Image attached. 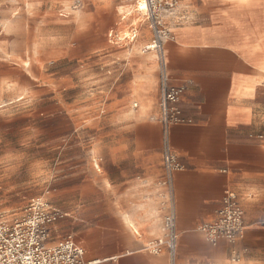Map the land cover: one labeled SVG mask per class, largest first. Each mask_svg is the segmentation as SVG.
Here are the masks:
<instances>
[{
    "label": "crops",
    "instance_id": "0c3cea01",
    "mask_svg": "<svg viewBox=\"0 0 264 264\" xmlns=\"http://www.w3.org/2000/svg\"><path fill=\"white\" fill-rule=\"evenodd\" d=\"M66 2L0 0V110L20 106L19 100L33 99L53 83L50 61L69 56L73 35H83L76 43L79 56H92L99 33H118L116 24L125 34L131 20H140L134 11L125 12L130 6L123 0H72L68 15L61 14ZM103 14L109 18L101 25ZM165 23L172 37L164 42L169 80L200 94L203 117L169 127L182 164L173 173L176 254L148 248L163 236L167 212L153 52V60L137 58L128 65L121 96L108 87L97 94L93 116L84 124L93 131L88 158L69 171L73 187L59 191L57 204L67 216L58 226L96 264H264V141L247 136L264 125V105L258 102L264 90V0H178ZM150 39L147 24L139 23L133 42L140 52ZM107 41L106 62H114V43ZM227 190L237 193L244 209L238 244L246 250L240 260H233L226 239L209 240L203 230L217 219ZM12 205L5 203L2 211Z\"/></svg>",
    "mask_w": 264,
    "mask_h": 264
},
{
    "label": "rangeland",
    "instance_id": "374dc122",
    "mask_svg": "<svg viewBox=\"0 0 264 264\" xmlns=\"http://www.w3.org/2000/svg\"><path fill=\"white\" fill-rule=\"evenodd\" d=\"M71 1L67 0L61 14L73 12ZM123 2L134 8L133 0ZM108 18L103 14L99 24L104 25ZM117 21L118 14L113 22ZM115 30L120 38L127 35L128 31L122 34L126 29L120 30L116 24ZM146 33L142 29V34ZM82 38L83 35H73L72 41L68 43L72 49L67 51L69 56L65 59H51L49 69L53 83L42 86L33 99L25 102H22L24 99L19 100L20 106L14 107V103L13 107L0 110V211L5 203H11L13 209L5 214L15 218L24 213L32 199L47 201L64 214L62 219L48 227L51 243L68 234L73 235L64 226H58L67 216L57 204L58 196L62 188H72L76 182L70 177L69 171L88 158L93 131L88 124H84L93 116L90 108L95 106L97 94H103L101 89L108 87L113 95L121 96L126 85L121 75L126 72L128 65L136 64L137 58L142 63L154 59L150 52L141 53L140 45H136V42L122 40L111 45L114 48V62H106V44H109L106 33H99L93 39L92 43L97 46L95 54L82 57L76 49V43H80ZM128 43L133 47L127 46ZM188 89L186 86L178 108L183 121L199 122L203 118L199 112L201 96L195 90L188 92ZM258 102L264 105V90L259 91ZM80 111L85 112L81 114ZM80 125L81 129L75 133L74 127ZM230 133L233 135L235 129L231 128ZM263 133L264 125L260 124L247 136L261 141L258 135ZM245 250L238 243L231 244V252L237 256L235 260H240Z\"/></svg>",
    "mask_w": 264,
    "mask_h": 264
},
{
    "label": "built area",
    "instance_id": "2783aa9c",
    "mask_svg": "<svg viewBox=\"0 0 264 264\" xmlns=\"http://www.w3.org/2000/svg\"><path fill=\"white\" fill-rule=\"evenodd\" d=\"M178 0H135L134 12L141 19L128 25V34L122 38L114 30L107 33L110 43L122 40L133 42L138 36V25L145 22L151 39L142 46L141 52H153L159 81V122L161 124V158L163 166L164 205L167 209L162 221L163 236L149 243L152 253L163 249L170 257L176 254L178 231L174 204L173 173L182 166L172 149L169 127L172 123L185 122L178 108L186 83L169 80L164 42L171 37L165 23V15L173 11ZM264 141V133L258 135ZM64 214L41 198L32 199L19 217H8L0 211V264H96L97 260L84 259V249L73 235L68 234L57 242H49L48 227L62 219ZM244 225V209L235 191L227 190L217 219L203 227L209 240L226 239L230 245L238 243ZM233 259L236 253L232 252Z\"/></svg>",
    "mask_w": 264,
    "mask_h": 264
},
{
    "label": "bare ground",
    "instance_id": "6f19581e",
    "mask_svg": "<svg viewBox=\"0 0 264 264\" xmlns=\"http://www.w3.org/2000/svg\"><path fill=\"white\" fill-rule=\"evenodd\" d=\"M128 8V7H127ZM131 11H134V9L133 8H131V7H129L128 9H126V13H130ZM137 15V14H136ZM140 19H141V17H140ZM3 41V40H2ZM1 42V41H0ZM151 57V56H150ZM208 242H210V241H208Z\"/></svg>",
    "mask_w": 264,
    "mask_h": 264
}]
</instances>
